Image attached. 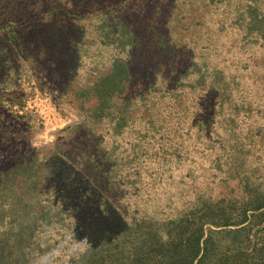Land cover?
Returning <instances> with one entry per match:
<instances>
[{"label": "rangeland", "instance_id": "rangeland-1", "mask_svg": "<svg viewBox=\"0 0 264 264\" xmlns=\"http://www.w3.org/2000/svg\"><path fill=\"white\" fill-rule=\"evenodd\" d=\"M0 264H264V0H0Z\"/></svg>", "mask_w": 264, "mask_h": 264}, {"label": "trees", "instance_id": "trees-1", "mask_svg": "<svg viewBox=\"0 0 264 264\" xmlns=\"http://www.w3.org/2000/svg\"><path fill=\"white\" fill-rule=\"evenodd\" d=\"M72 211V209H65V211L64 212H71ZM73 213H76V212H79V209H73V211H72Z\"/></svg>", "mask_w": 264, "mask_h": 264}]
</instances>
